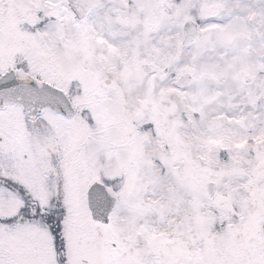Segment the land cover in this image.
<instances>
[{
	"label": "snow or ice",
	"instance_id": "obj_1",
	"mask_svg": "<svg viewBox=\"0 0 264 264\" xmlns=\"http://www.w3.org/2000/svg\"><path fill=\"white\" fill-rule=\"evenodd\" d=\"M0 264H264V0H0Z\"/></svg>",
	"mask_w": 264,
	"mask_h": 264
}]
</instances>
